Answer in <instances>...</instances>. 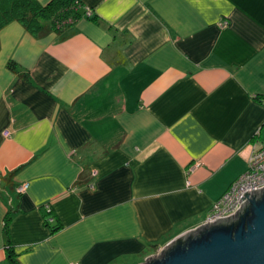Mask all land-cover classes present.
<instances>
[{
    "label": "crops",
    "instance_id": "crops-1",
    "mask_svg": "<svg viewBox=\"0 0 264 264\" xmlns=\"http://www.w3.org/2000/svg\"><path fill=\"white\" fill-rule=\"evenodd\" d=\"M81 1L0 32V264H144L264 150V0Z\"/></svg>",
    "mask_w": 264,
    "mask_h": 264
},
{
    "label": "water",
    "instance_id": "water-1",
    "mask_svg": "<svg viewBox=\"0 0 264 264\" xmlns=\"http://www.w3.org/2000/svg\"><path fill=\"white\" fill-rule=\"evenodd\" d=\"M244 195L236 214L180 235L144 264H264V187Z\"/></svg>",
    "mask_w": 264,
    "mask_h": 264
},
{
    "label": "trees",
    "instance_id": "trees-1",
    "mask_svg": "<svg viewBox=\"0 0 264 264\" xmlns=\"http://www.w3.org/2000/svg\"><path fill=\"white\" fill-rule=\"evenodd\" d=\"M87 12L81 0H52L47 5H42L38 0H0V32L12 23H19L36 39H44L55 33L65 40L68 30L84 19ZM9 68L18 72L13 62ZM9 223L10 219L4 229L7 237ZM7 252L12 264H20L11 246H8Z\"/></svg>",
    "mask_w": 264,
    "mask_h": 264
},
{
    "label": "built area",
    "instance_id": "built-area-1",
    "mask_svg": "<svg viewBox=\"0 0 264 264\" xmlns=\"http://www.w3.org/2000/svg\"><path fill=\"white\" fill-rule=\"evenodd\" d=\"M87 11V15H92V11ZM6 136L8 137L9 134L6 133ZM263 187L264 150L256 149L250 158L247 171L233 183L230 189L217 202H215L212 207L211 213L209 214L204 224L208 223V225H210V222H217L218 218L230 217L236 214L239 211L241 205L247 201V197L244 194L250 191V196H252L253 190L261 189ZM28 190L29 184H24L23 186L17 188V191L20 194H24ZM243 197L245 199L240 202ZM163 249L159 250L158 253L154 256L161 255L163 253Z\"/></svg>",
    "mask_w": 264,
    "mask_h": 264
},
{
    "label": "rangeland",
    "instance_id": "rangeland-1",
    "mask_svg": "<svg viewBox=\"0 0 264 264\" xmlns=\"http://www.w3.org/2000/svg\"><path fill=\"white\" fill-rule=\"evenodd\" d=\"M91 11V10H90Z\"/></svg>",
    "mask_w": 264,
    "mask_h": 264
}]
</instances>
